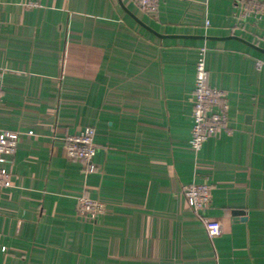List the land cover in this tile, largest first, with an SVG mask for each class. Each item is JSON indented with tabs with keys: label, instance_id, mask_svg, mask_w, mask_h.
<instances>
[{
	"label": "crops",
	"instance_id": "obj_1",
	"mask_svg": "<svg viewBox=\"0 0 264 264\" xmlns=\"http://www.w3.org/2000/svg\"><path fill=\"white\" fill-rule=\"evenodd\" d=\"M238 2L160 0L152 15L137 0H0V130L20 136L0 264H264V16L239 22ZM202 46L236 129L196 152ZM87 126L93 169L66 148ZM192 183L211 185L221 235L190 206ZM81 196L105 213L79 216Z\"/></svg>",
	"mask_w": 264,
	"mask_h": 264
},
{
	"label": "built area",
	"instance_id": "obj_2",
	"mask_svg": "<svg viewBox=\"0 0 264 264\" xmlns=\"http://www.w3.org/2000/svg\"><path fill=\"white\" fill-rule=\"evenodd\" d=\"M149 14L156 15L160 0H137ZM208 4V0H203ZM238 19L245 20L250 16L260 19L264 16V0H239ZM210 20H206V26ZM207 46L199 49L195 62L196 78L192 97V130L190 144L193 150L200 151L205 142L225 131L232 134L235 127L229 115L228 92L222 88L211 86L209 83V69L207 66ZM3 101V88L0 86V105ZM96 130L87 126L81 131L66 136L68 156L80 159L88 164L90 169L96 167L94 159L98 153L95 142ZM20 145V136L17 131L0 130V191L7 186L11 167L15 162ZM211 185L208 183H192L184 188V195L190 206L202 219L211 238L223 232L219 220L209 218L207 211L211 206ZM78 214L86 220H96L106 211V205L99 199L81 196L77 199ZM5 249V248H4Z\"/></svg>",
	"mask_w": 264,
	"mask_h": 264
},
{
	"label": "water",
	"instance_id": "obj_3",
	"mask_svg": "<svg viewBox=\"0 0 264 264\" xmlns=\"http://www.w3.org/2000/svg\"><path fill=\"white\" fill-rule=\"evenodd\" d=\"M256 47H257V46H256ZM257 48L264 52V49H263V48H259V47H257Z\"/></svg>",
	"mask_w": 264,
	"mask_h": 264
}]
</instances>
